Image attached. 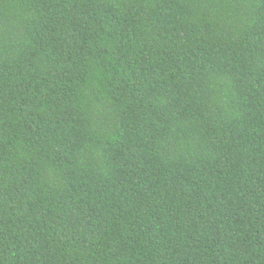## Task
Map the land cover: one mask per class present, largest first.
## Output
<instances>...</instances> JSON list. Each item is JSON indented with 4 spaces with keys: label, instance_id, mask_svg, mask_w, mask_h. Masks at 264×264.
Returning a JSON list of instances; mask_svg holds the SVG:
<instances>
[{
    "label": "trees",
    "instance_id": "obj_1",
    "mask_svg": "<svg viewBox=\"0 0 264 264\" xmlns=\"http://www.w3.org/2000/svg\"><path fill=\"white\" fill-rule=\"evenodd\" d=\"M0 264H264V0H0Z\"/></svg>",
    "mask_w": 264,
    "mask_h": 264
}]
</instances>
